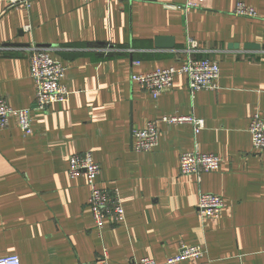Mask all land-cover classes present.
Here are the masks:
<instances>
[{"label":"crops","instance_id":"obj_1","mask_svg":"<svg viewBox=\"0 0 264 264\" xmlns=\"http://www.w3.org/2000/svg\"><path fill=\"white\" fill-rule=\"evenodd\" d=\"M257 17L235 15L239 2ZM195 3V7H189ZM31 24L30 31L24 26ZM170 38L174 48L156 47ZM191 53L220 66L218 89L191 93L185 74L158 98L133 74L180 67ZM264 0H0V97L31 108L36 85L27 48L66 67L69 99L31 109V135L15 117L0 128V257L21 264H109L150 257L168 264L182 244L205 256L175 264H264V149L253 147L252 117H264ZM166 115H194L205 127L159 123V144L133 147V132ZM222 158L218 170L180 173V155ZM92 152L100 186L117 191L125 217L96 228L85 177L71 178L73 154ZM201 192L221 195L219 218L202 219Z\"/></svg>","mask_w":264,"mask_h":264},{"label":"built area","instance_id":"obj_2","mask_svg":"<svg viewBox=\"0 0 264 264\" xmlns=\"http://www.w3.org/2000/svg\"><path fill=\"white\" fill-rule=\"evenodd\" d=\"M89 1V0H86ZM31 0H10V6L29 4ZM195 3H189V7H195ZM235 15L245 17H257L255 7L239 1L233 10ZM31 24L24 26L25 31H30ZM199 44L193 38L187 40V52L189 57L180 67L159 68L149 73L133 74L131 80L150 92L154 98L173 86L176 75L185 74L188 78V86L192 94L199 90L218 89L220 66L210 59L197 60L190 55L198 51ZM31 64V76L36 85V97L31 108L14 109L5 99L0 97V128H7L10 118L15 117L19 128L25 135H31L32 117L31 109L45 111L53 103L64 102L69 99L71 92L63 83L66 67L59 60H55L49 52L36 45L27 48ZM168 125L189 124L195 134L205 127L204 119L194 115H166L158 120H151L144 128L135 129L133 132V147L137 151H150L159 144V123ZM253 147L256 150L264 149V117L256 113L249 126ZM222 158L215 153L201 152L198 148L194 151L180 155V173L182 175L201 176L204 172H212L219 169ZM101 166L95 160L92 152L73 154L69 159L68 174L71 178L83 176L90 186L89 206L91 208L96 228L102 232L105 220L113 223H121L125 217L123 201L117 191H109L100 186ZM225 207L224 198L215 193L201 192L199 195L198 210L201 218L216 219L221 215ZM205 256V251L200 246L182 244L178 252L167 260L168 264H175L184 260L200 259ZM134 264H158L150 257L135 259ZM0 264H21L17 255L0 257ZM92 264H109L106 249L98 260Z\"/></svg>","mask_w":264,"mask_h":264},{"label":"water","instance_id":"obj_3","mask_svg":"<svg viewBox=\"0 0 264 264\" xmlns=\"http://www.w3.org/2000/svg\"><path fill=\"white\" fill-rule=\"evenodd\" d=\"M156 47H161V48H174V43H173V40L170 39V38H158L156 40ZM248 48H260V47H263L264 46H261L259 44H253V43H250L247 45Z\"/></svg>","mask_w":264,"mask_h":264}]
</instances>
